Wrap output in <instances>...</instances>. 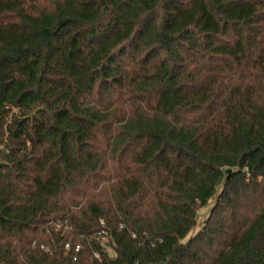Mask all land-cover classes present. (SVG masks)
<instances>
[{
  "label": "trees",
  "instance_id": "trees-1",
  "mask_svg": "<svg viewBox=\"0 0 264 264\" xmlns=\"http://www.w3.org/2000/svg\"><path fill=\"white\" fill-rule=\"evenodd\" d=\"M0 264H264V0H0Z\"/></svg>",
  "mask_w": 264,
  "mask_h": 264
},
{
  "label": "rangeland",
  "instance_id": "rangeland-1",
  "mask_svg": "<svg viewBox=\"0 0 264 264\" xmlns=\"http://www.w3.org/2000/svg\"><path fill=\"white\" fill-rule=\"evenodd\" d=\"M213 201H214V198H212V200L209 202V205H211ZM207 210H208V207H206V208H204V209L202 210V212H201V217H200V220H199V223H198L197 228L200 226V223H201L202 220L205 218V216H206L205 213H206Z\"/></svg>",
  "mask_w": 264,
  "mask_h": 264
},
{
  "label": "built area",
  "instance_id": "built-area-1",
  "mask_svg": "<svg viewBox=\"0 0 264 264\" xmlns=\"http://www.w3.org/2000/svg\"><path fill=\"white\" fill-rule=\"evenodd\" d=\"M103 233V232H102ZM105 236L103 237V240H104ZM68 247V245H66ZM79 248V245L76 246V249ZM97 255V254H96ZM98 256V255H97Z\"/></svg>",
  "mask_w": 264,
  "mask_h": 264
},
{
  "label": "water",
  "instance_id": "water-1",
  "mask_svg": "<svg viewBox=\"0 0 264 264\" xmlns=\"http://www.w3.org/2000/svg\"><path fill=\"white\" fill-rule=\"evenodd\" d=\"M230 171H231L230 169H227V170H226L227 173H230Z\"/></svg>",
  "mask_w": 264,
  "mask_h": 264
}]
</instances>
